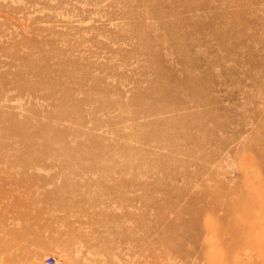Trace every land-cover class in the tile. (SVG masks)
<instances>
[{
  "label": "rangeland",
  "instance_id": "1",
  "mask_svg": "<svg viewBox=\"0 0 264 264\" xmlns=\"http://www.w3.org/2000/svg\"><path fill=\"white\" fill-rule=\"evenodd\" d=\"M0 264H264V0H0Z\"/></svg>",
  "mask_w": 264,
  "mask_h": 264
}]
</instances>
